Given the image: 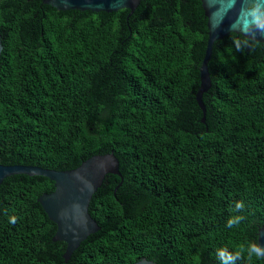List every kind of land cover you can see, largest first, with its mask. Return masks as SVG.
<instances>
[{
  "label": "trees",
  "instance_id": "16d2710c",
  "mask_svg": "<svg viewBox=\"0 0 264 264\" xmlns=\"http://www.w3.org/2000/svg\"><path fill=\"white\" fill-rule=\"evenodd\" d=\"M207 32L201 0H0V164L71 170L112 152L123 177L105 175L89 204L100 229L68 261L37 201L54 182L4 178L0 264H224L237 251L234 264H264L247 251L264 226V42H214L203 113Z\"/></svg>",
  "mask_w": 264,
  "mask_h": 264
},
{
  "label": "water",
  "instance_id": "95a60500",
  "mask_svg": "<svg viewBox=\"0 0 264 264\" xmlns=\"http://www.w3.org/2000/svg\"><path fill=\"white\" fill-rule=\"evenodd\" d=\"M59 10H90L94 12L131 11L142 0H42ZM207 18L208 37L204 57L200 66V86L195 95L200 109L205 112L202 94L211 87L208 60L216 40L233 32L252 41L264 42V0H201ZM0 34V54L2 51ZM204 121V117L202 118ZM14 174L40 175L54 182V190L41 194L37 201L56 225L54 241L66 244L63 254L68 261L80 243L100 229L89 213L93 194L101 186L105 175L121 178L119 160L114 153L94 154L71 170H54L37 165L0 164V184ZM118 184V186L121 184ZM116 187V189L118 188ZM257 245L264 248V226L258 229ZM264 259V257H262ZM132 264H155L142 258Z\"/></svg>",
  "mask_w": 264,
  "mask_h": 264
},
{
  "label": "clouds",
  "instance_id": "9594fccd",
  "mask_svg": "<svg viewBox=\"0 0 264 264\" xmlns=\"http://www.w3.org/2000/svg\"><path fill=\"white\" fill-rule=\"evenodd\" d=\"M242 207H243L242 203L237 204L238 209L242 208ZM242 219H243V217L235 216V217L228 220V222H227L228 226L233 227L235 225H238ZM11 222L15 223V217L12 218ZM247 251H248L249 259L252 257V255H256L257 257H264V248H261L256 243L251 244ZM221 257L224 260V264H234V261L237 258H241V253L239 251H237L233 255V254H227L226 252H221Z\"/></svg>",
  "mask_w": 264,
  "mask_h": 264
}]
</instances>
